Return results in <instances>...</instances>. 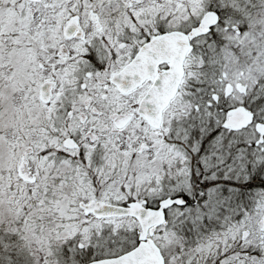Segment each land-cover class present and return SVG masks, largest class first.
<instances>
[{
	"label": "snow or ice",
	"instance_id": "6c2138e0",
	"mask_svg": "<svg viewBox=\"0 0 264 264\" xmlns=\"http://www.w3.org/2000/svg\"><path fill=\"white\" fill-rule=\"evenodd\" d=\"M0 264H264V0H0Z\"/></svg>",
	"mask_w": 264,
	"mask_h": 264
}]
</instances>
